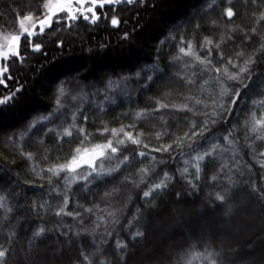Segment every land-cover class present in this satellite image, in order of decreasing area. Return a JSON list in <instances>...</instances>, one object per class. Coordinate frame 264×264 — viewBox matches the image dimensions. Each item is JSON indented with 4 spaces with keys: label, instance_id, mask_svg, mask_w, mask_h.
Here are the masks:
<instances>
[{
    "label": "trees",
    "instance_id": "1",
    "mask_svg": "<svg viewBox=\"0 0 264 264\" xmlns=\"http://www.w3.org/2000/svg\"><path fill=\"white\" fill-rule=\"evenodd\" d=\"M45 1L0 0V30L17 33L21 20L30 14L43 15L46 11L42 7ZM209 4H212L211 8ZM228 6L236 11L231 22L226 21L222 14V10ZM261 9H264V0H231V5L229 0H216L215 4L212 0H133L131 4L128 0H122L121 3L97 7L95 10L99 20L94 24L82 17L69 23L64 19L66 13L62 12L58 14L60 22L56 23L54 18L51 27L43 34L38 32L31 39L29 36L26 39L23 37L20 55L4 60L10 71L4 76L7 87L0 85V99L11 97L7 103L0 105V189L8 191L12 208L11 212L0 210V246L8 250L5 264H88L84 260L85 255L89 256L91 264H99L101 256L115 254L118 238L128 242L130 251L127 264H151L158 252V249H151L153 241L148 238L144 241L133 240L124 231L120 232L119 237L113 234L107 243H102L99 235L95 239L87 235L78 238L70 235L66 239L57 232L47 231L41 236L33 235L39 224L47 227L57 218L32 216L31 209L25 203L27 197L37 189L35 184H26L25 181L35 179L32 168L36 167L42 155L41 143L50 145L54 142L53 135L48 134L47 129L59 122L64 108L50 116L53 124L42 121L43 128L25 132V122L32 115L49 116L52 109H48V97L52 82L60 78L74 80L80 75H98L106 69L127 64L133 53L152 55L153 61L147 64L149 61L145 60L144 68L146 72L156 74L180 66L183 60H192L179 53V47H186L189 41L203 58L206 50L200 45L205 37L218 41L221 34L225 37L231 35L232 38L226 39L221 49L212 50L213 60L219 67L224 61L217 53L223 51L226 60L236 47L245 43L243 31L251 35V30L255 28L257 34L251 36L252 43L247 47L251 50L259 45L264 37V22L254 20L253 12ZM114 16L119 21L115 27L111 24ZM229 23L238 26L235 33L227 31ZM37 44L41 48L34 51L33 45ZM157 56L161 58L159 63L155 60ZM136 62L141 61L137 59ZM84 69H88V72L84 73ZM260 70L258 65L254 72L259 73ZM229 86L232 91L226 97H221L216 82L209 85L213 90L207 96L209 113L214 106L213 101L216 104L231 103L235 88L239 85L230 82ZM112 87L121 85L117 81ZM257 87L258 84L241 90L228 125L253 110L252 100L261 97ZM80 102L96 110H100L101 105L106 110L112 107L111 99L91 95L81 96L80 100L71 101L69 106ZM116 102L119 103V98ZM262 107L255 106L257 114ZM21 132L25 134L21 136ZM220 143L223 147L205 164L196 199L202 201L206 191L223 193L225 189L226 198L218 201L210 197L211 204L205 203V218L200 217V221H203L201 225L206 228L202 229L196 223L182 231L174 239V248L179 250L191 243L190 253L184 257L190 259L191 264H208V251L220 252L219 259L223 264H264V247L256 243V236L247 235L243 241L240 238L242 245L233 236L234 227L244 225L245 230V225L251 219L255 221L258 218L262 224L260 234L264 235V140L245 139L242 132L240 142L233 147L223 141L221 130ZM27 153L36 154V159L28 160ZM217 169H220L217 181L209 182L208 176ZM252 213L256 215L252 217ZM175 258L181 260L180 255Z\"/></svg>",
    "mask_w": 264,
    "mask_h": 264
},
{
    "label": "clouds",
    "instance_id": "2",
    "mask_svg": "<svg viewBox=\"0 0 264 264\" xmlns=\"http://www.w3.org/2000/svg\"><path fill=\"white\" fill-rule=\"evenodd\" d=\"M226 27L236 30L238 26ZM160 59L155 57L157 63ZM145 60L149 64L153 56L133 53L127 64L98 75L52 82L49 116L60 113L61 108L64 113L49 128L54 142L41 143L42 155L32 169L35 179L25 181L37 189L27 197L25 206L33 217L57 218L47 227L39 224L34 236L46 231L66 239L70 235L93 239L99 235L101 242L107 243L113 234L119 237L124 231L133 240L153 241L151 249L158 252L151 264H191L190 259H184L191 243L177 250L175 237L198 223L205 203L211 204L210 197L223 201L227 195L226 189L223 193L211 190L202 201L196 199L205 164L223 147L221 130L223 141L233 147L242 132L245 139L264 140V107L259 114L254 107L228 125L235 100L248 88V81L226 76L224 66L217 69L211 51H206L203 64L183 60L180 66L156 74L145 71ZM117 81L121 87L113 88ZM213 81L221 97L232 91L230 82L239 86L231 103L213 101L209 113L207 96L212 94L209 85ZM88 95L111 99L112 107L106 110L101 105L96 110L82 102L69 106ZM251 103L264 106V96ZM31 118L39 121L43 115ZM85 152L90 154L88 159L73 166ZM31 159L35 160L36 154ZM219 171L210 173L209 182L217 181ZM7 251L0 246V264H5ZM129 251L128 242L118 238L115 254L101 256L99 264H127ZM220 255L208 251V264H223ZM84 260L91 264L89 256Z\"/></svg>",
    "mask_w": 264,
    "mask_h": 264
},
{
    "label": "snow or ice",
    "instance_id": "3",
    "mask_svg": "<svg viewBox=\"0 0 264 264\" xmlns=\"http://www.w3.org/2000/svg\"><path fill=\"white\" fill-rule=\"evenodd\" d=\"M129 4L133 2V0H128ZM216 0H212V3L215 4ZM105 4L111 5V0H47V2L43 3L42 7L44 13L42 16H34L30 14L27 19L29 22L35 20L33 24V28L38 27L40 34H43L46 29L50 28L53 24L54 18L56 19V23L60 22V13H66V17L64 19L67 22H71L73 20L78 19V17H83L85 20H90L93 24L99 20V16L97 15L96 8H103ZM229 4L231 5V0H229ZM88 5V6H86ZM212 7V4H209V8ZM223 17L226 18V21L231 22L233 18L236 16V11L234 12V8L228 6L222 10ZM253 18L257 22H264V9L259 10L258 12H253ZM215 23V22H214ZM119 24L118 19L114 16L112 18V25L115 27ZM229 23L228 25H230ZM199 27V25H196ZM227 31L231 33H235L236 30H231L227 28ZM27 32V29H26ZM30 35L32 33H29ZM257 34L256 29L253 28L251 30V35H249L248 31H243L242 35L244 37L245 43H242L240 46L236 47L231 55H228L225 60V55L223 51H219L217 55L219 58L224 61L221 66L225 67V75L230 78H236L240 80H247L248 87L257 86V91L260 93V96H264V37L261 38V42L258 46L253 47L251 50L247 47V44H251V36H255ZM127 38V36L125 37ZM231 35L225 37L224 34H221L220 39L218 41H214L211 37H205L203 43L200 45L201 48L206 51H211L213 48L221 49L222 44L226 39H231ZM34 50H39L41 45H33ZM13 54L19 56V49L17 47H13L9 44L7 51L0 52V57H8L9 54ZM179 53L183 55V57H191L194 62H198L199 64L205 63L204 57L202 58L195 51L192 42H188L185 46L179 47ZM212 63L216 65L215 61L212 60ZM260 66V72H254V69L257 66ZM217 67V66H216ZM220 67V66H219ZM217 67V69H219ZM8 72L6 67L0 69V85L7 87L4 76ZM215 75L217 74L214 72ZM250 77V79H249ZM10 78V77H8ZM64 90H60V95L63 96ZM239 97H237L238 99ZM11 99L10 96L0 99V105L7 103ZM255 107V105H253ZM254 119V118H253ZM50 116H43L39 121L30 118L27 120L25 132L31 131L33 128H43L44 124L42 121H50ZM50 129H47V133ZM25 132H21V136L25 134ZM89 153L85 152L81 155V157L73 162V166L75 164L80 163L89 157ZM28 160H32V153L26 154ZM33 167L32 169H34ZM0 210H6L7 212H11L12 208L9 203V194L8 191L5 192L3 189H0Z\"/></svg>",
    "mask_w": 264,
    "mask_h": 264
},
{
    "label": "rangeland",
    "instance_id": "4",
    "mask_svg": "<svg viewBox=\"0 0 264 264\" xmlns=\"http://www.w3.org/2000/svg\"><path fill=\"white\" fill-rule=\"evenodd\" d=\"M45 2H47V0ZM121 2H122V0H116L114 2H113V0H111V3H115V4L121 3ZM86 6H88V5H86ZM97 15H98V13H97ZM34 23H35V20H33L32 22H29L27 18H24L19 23V27L20 28H19V31L17 33H9V32L6 33V32H3V31L0 30V52L7 51L8 47H9V44H11L13 47H17L18 46V49H19L23 37H24V39H26L27 36H29L28 38L31 39V37L33 35H35L36 33L40 32L38 27L33 28V24ZM26 29H27V32H26ZM29 33H32V34L30 35ZM11 56H13V54L10 53L8 57H0V69H2L4 67H6L8 69L9 66H7L5 64L4 60L6 61ZM9 71L10 70L8 69V72ZM251 215L253 217V216L256 215V213H252ZM201 218H205V216H201ZM201 218H199V221L201 220ZM201 222H203V221L198 222L199 227H203L201 225ZM240 225H242V224H240ZM260 225H262V224L260 222V218H258L255 221H253V219H251V221L245 225V230L243 228L244 225L242 227L241 226H238L237 228L234 227L233 236L236 239H238L237 243L242 245V242L239 239L241 238L242 241H243L245 239V237H247V235L249 236V235L252 234L251 237L256 236V239H257L256 243L259 242L264 247V239H262V237H264V235L260 234L261 233ZM205 228L206 227H203L202 229H205ZM149 243H151V242H149ZM245 247L249 248L248 245H245Z\"/></svg>",
    "mask_w": 264,
    "mask_h": 264
},
{
    "label": "water",
    "instance_id": "5",
    "mask_svg": "<svg viewBox=\"0 0 264 264\" xmlns=\"http://www.w3.org/2000/svg\"><path fill=\"white\" fill-rule=\"evenodd\" d=\"M112 21V20H111ZM113 26V25H112ZM34 51H37V50H34Z\"/></svg>",
    "mask_w": 264,
    "mask_h": 264
},
{
    "label": "flooded vegetation",
    "instance_id": "6",
    "mask_svg": "<svg viewBox=\"0 0 264 264\" xmlns=\"http://www.w3.org/2000/svg\"><path fill=\"white\" fill-rule=\"evenodd\" d=\"M112 20V19H111ZM111 24H112V21H111Z\"/></svg>",
    "mask_w": 264,
    "mask_h": 264
}]
</instances>
